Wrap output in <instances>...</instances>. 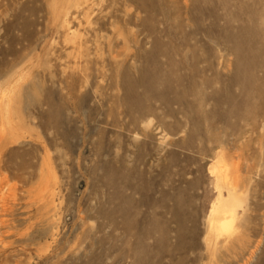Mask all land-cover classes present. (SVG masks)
Wrapping results in <instances>:
<instances>
[{"label": "rangeland", "instance_id": "obj_1", "mask_svg": "<svg viewBox=\"0 0 264 264\" xmlns=\"http://www.w3.org/2000/svg\"><path fill=\"white\" fill-rule=\"evenodd\" d=\"M0 264H264V0H0Z\"/></svg>", "mask_w": 264, "mask_h": 264}, {"label": "bare ground", "instance_id": "obj_2", "mask_svg": "<svg viewBox=\"0 0 264 264\" xmlns=\"http://www.w3.org/2000/svg\"><path fill=\"white\" fill-rule=\"evenodd\" d=\"M221 161L222 160L218 159V166H211L209 168V173L215 181V189L217 193L216 200L211 207L209 226L213 232H216V235L224 234L223 232L230 233L231 229L233 230L238 218L237 211L241 202L238 195L240 176L234 175L230 178L229 174L221 169ZM217 237L219 236L217 235ZM254 252L255 250L249 252L244 263L250 261Z\"/></svg>", "mask_w": 264, "mask_h": 264}]
</instances>
